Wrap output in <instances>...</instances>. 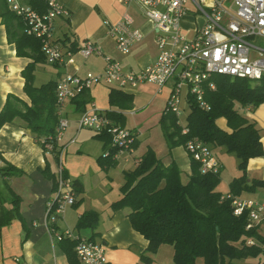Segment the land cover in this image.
Returning <instances> with one entry per match:
<instances>
[{
    "label": "crops",
    "instance_id": "1",
    "mask_svg": "<svg viewBox=\"0 0 264 264\" xmlns=\"http://www.w3.org/2000/svg\"><path fill=\"white\" fill-rule=\"evenodd\" d=\"M56 1L68 12L67 17L54 21L52 32V40L63 54L70 52L72 44L78 50L82 43L91 41L101 49L103 57L118 61L125 72L138 73L156 62V32L136 4L127 7L117 0ZM4 2L6 1L0 0V8ZM22 3L27 4V0H22ZM125 13L133 17L135 28L141 31L143 39L132 47L129 55L122 56L116 51L106 23H118ZM197 23L198 20L190 18H184L182 21L184 30H191ZM103 57L92 55L83 59L75 52L71 53V56H65L61 66L47 62L38 64L35 68L34 86L38 88L48 82L57 83L67 75L83 77L87 73L101 74L104 69ZM31 62L29 59L17 57L15 46L8 42L0 17V112L9 97L30 104L24 94L21 73ZM49 69L51 76L44 75ZM39 72L47 77L44 78L46 82L43 80L44 82L37 83ZM112 89L132 96L131 110L119 111L110 108L108 97ZM88 92L92 101L86 108L92 105L101 112L114 111L124 117L130 116L125 117L122 128L136 136L134 152L118 157L116 165L121 162L120 170L116 166L101 168L98 159L102 158L107 150L101 142L93 138L94 133L84 129L78 130L77 122L82 113H76L69 103L63 115L68 121V128L58 140L57 147L63 151L64 177L72 183H80L82 192H75V205L67 207L56 223L47 227L45 209L56 189V161L51 155L44 154L40 141L34 139L22 121L15 120L4 125L0 129V264H82L74 254L78 240L104 245L108 264H146L141 259L142 255L151 258L149 264H163L159 251L165 246L160 247L154 256H149L148 242L132 229L128 219L129 211H113L111 205L122 196L120 189L124 184V173L133 171V161L141 159L148 150L154 152L163 167L174 163L187 177L191 174V158L185 149L179 147L168 150L160 131V119L165 111L169 88L166 87L158 93V89L150 84L128 90L108 88L102 84ZM239 112H243V117L248 122L256 125L264 147V104L257 108H239ZM217 126L228 131L224 119H219ZM141 136L142 143L139 140ZM212 154L220 165V183L217 191L227 195L231 182L242 175L238 170V160L234 161V168L229 173L225 164L227 160L233 161L231 156L234 155L227 154L220 148L213 149ZM7 165L21 174L13 176L10 175L13 171H1ZM130 166L131 171L128 170ZM45 169L54 176L52 179L45 176ZM112 172L120 177L119 196L106 199L105 180L111 177ZM245 176L248 186L256 182L262 183V186H255L251 192L241 193L238 198L264 204V156L249 160ZM16 200L17 210H14ZM87 212L98 215L95 228H77L80 216ZM254 227H257L258 234L264 237L261 233L264 230V222ZM66 231H71L76 239L62 237ZM247 260L237 263L242 264ZM198 263L202 264L200 261L196 264ZM250 264H264V257L250 259Z\"/></svg>",
    "mask_w": 264,
    "mask_h": 264
},
{
    "label": "trees",
    "instance_id": "2",
    "mask_svg": "<svg viewBox=\"0 0 264 264\" xmlns=\"http://www.w3.org/2000/svg\"><path fill=\"white\" fill-rule=\"evenodd\" d=\"M5 1V0H4ZM27 4L40 14L47 12V5L39 0H27ZM0 17L5 26L8 42L15 46L16 55L32 62L26 66L21 75L24 80V94L30 104L15 97H9L0 112V129L20 120L30 130L38 142L53 136L58 123L55 89L56 82H48L40 87L34 86L36 65L46 62L42 53L41 42L25 33V23L9 11L6 2L0 8ZM78 50L71 45L70 53ZM216 88L205 92V101L210 110L204 112L189 101V112L183 135L174 114L164 111L160 119L166 145L169 150L185 148L194 139L213 149H223L238 160L241 177L230 184L228 195L238 197L241 193L251 192L256 182L248 186L246 168L249 160L264 156L259 130L254 123L248 122L239 112V108H257L264 104V81L257 83L248 80H232L215 76L211 79ZM109 106L119 111L132 109V96L112 89L108 97ZM88 91H83L70 102L76 113H83L91 103ZM107 116L116 125H124L125 117L114 111H107ZM224 119L228 131L217 126V121ZM93 138L101 142L107 150L98 159L101 168L116 166L117 153L110 146L111 137L107 133L94 134ZM136 148V141L132 144ZM57 160V147L54 155ZM13 171V176L21 173L10 165L1 171ZM191 174L187 181H182L181 172L172 163L163 167L152 150H148L140 163L131 172L124 173L121 198L111 205L113 211L127 209L132 229L147 242V254L154 256L160 247L173 249L174 264H238L247 259L264 257V237L258 234L257 227L246 230L247 214L235 217L231 201L222 200L217 191L220 175H201L200 166L191 160ZM52 179L54 176L47 169L43 172ZM76 193L82 192L80 183H73ZM17 210L18 200L14 202ZM98 215L87 212L80 216L77 228H95ZM252 242V245H248ZM75 246V244H74ZM73 246V247H74ZM75 254V253H74ZM146 264L151 258L142 255Z\"/></svg>",
    "mask_w": 264,
    "mask_h": 264
},
{
    "label": "built area",
    "instance_id": "3",
    "mask_svg": "<svg viewBox=\"0 0 264 264\" xmlns=\"http://www.w3.org/2000/svg\"><path fill=\"white\" fill-rule=\"evenodd\" d=\"M9 11L26 25L25 33L41 42L42 53L50 65L61 66L67 51L63 54L52 40L53 24L58 18L67 17L68 12L56 0H39L47 5V12L38 13L22 0H5ZM129 7L136 4L142 15L156 32L158 49L157 60L138 73L125 72L121 64L111 57L102 55L101 49L91 41L82 43L77 53L83 59L92 55L102 56L104 69L101 74H85L83 77L67 75L56 83L55 99L58 115L53 136L41 140L45 155H54L58 140L68 128L63 117L66 106L83 91H90L97 85L120 90L135 89L150 84L158 89L169 88L165 111L177 118L181 109L187 108L192 100L204 111L210 110L205 101V92L214 91L211 81L215 76L232 80L264 81V0H117ZM184 18L198 20L191 30H184ZM108 34L113 38L116 51L130 54L132 47L141 42L143 35L135 28L133 17L125 13L116 24L106 23ZM78 130H88L94 134L107 133L111 137L110 146L116 150L117 158L132 154V144L136 136L125 128L116 125L101 112L88 106L77 122ZM188 132L183 127L182 134ZM185 151L191 160L200 166L201 175H217L220 165L211 150L197 139L189 141ZM63 151L57 147L56 189L53 198L47 203L45 220L51 227L62 216L67 207L76 203L73 183L64 177ZM140 159L134 160L138 166ZM222 200L231 201L233 214L248 217L246 230L264 222V204L224 195ZM66 239H76L71 231H66ZM252 245V242H248ZM75 255L82 264H108L105 246L91 241L78 240Z\"/></svg>",
    "mask_w": 264,
    "mask_h": 264
},
{
    "label": "rangeland",
    "instance_id": "4",
    "mask_svg": "<svg viewBox=\"0 0 264 264\" xmlns=\"http://www.w3.org/2000/svg\"><path fill=\"white\" fill-rule=\"evenodd\" d=\"M259 43L262 44L264 42L259 41ZM49 71H50V69L44 75H50L51 76ZM44 75H41L40 72H39V74L37 75V83L45 81V79L47 77H45ZM187 114H188L187 108H184V110L181 109V115L179 117V122H180V126L181 127H184V125H185ZM241 114H243V112ZM243 116H244V114H243ZM125 117L129 118L130 116L129 115H125ZM160 131H161V134H162L163 139L165 141L164 134H163V131H162L161 127H160ZM139 140L142 143V140H143L142 136L139 137ZM133 152H134V150H133ZM231 157H232L233 161L232 160H227L226 164H225V169H227L229 173L234 168V166H233L234 163H235L234 161H237L235 156H231ZM120 164H121V162H119V164L116 165V167L119 170H120ZM132 166L134 167L133 164H132ZM132 166L129 167V169H128L129 171H131L130 169L132 168ZM177 168L181 172L182 181H184V182L187 181L188 180L187 174L185 172H182L178 166H177ZM105 186L107 187L106 188L107 192L105 193L106 199L117 198V196H119L118 194H119V186H120V177L116 176V173L113 174V172H112L111 177L109 179L105 180ZM261 233H262V235H264V230H262ZM159 256L163 260L162 261L163 264H174L173 263V258H172V249L170 247H168V246L163 247L159 251ZM242 264H250V259H248L246 262L244 261Z\"/></svg>",
    "mask_w": 264,
    "mask_h": 264
}]
</instances>
